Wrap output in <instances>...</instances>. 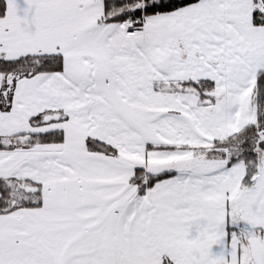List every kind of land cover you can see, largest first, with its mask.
I'll return each mask as SVG.
<instances>
[{
    "label": "snow or ice",
    "instance_id": "snow-or-ice-1",
    "mask_svg": "<svg viewBox=\"0 0 264 264\" xmlns=\"http://www.w3.org/2000/svg\"><path fill=\"white\" fill-rule=\"evenodd\" d=\"M0 264H264V0H0Z\"/></svg>",
    "mask_w": 264,
    "mask_h": 264
}]
</instances>
